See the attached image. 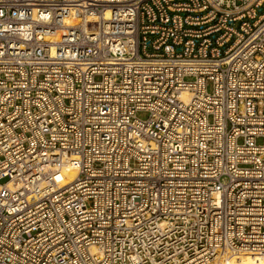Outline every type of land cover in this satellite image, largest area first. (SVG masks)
<instances>
[{"label": "built area", "instance_id": "obj_1", "mask_svg": "<svg viewBox=\"0 0 264 264\" xmlns=\"http://www.w3.org/2000/svg\"><path fill=\"white\" fill-rule=\"evenodd\" d=\"M256 252L264 0H0V264Z\"/></svg>", "mask_w": 264, "mask_h": 264}, {"label": "bare ground", "instance_id": "obj_2", "mask_svg": "<svg viewBox=\"0 0 264 264\" xmlns=\"http://www.w3.org/2000/svg\"><path fill=\"white\" fill-rule=\"evenodd\" d=\"M63 172L67 175V180H70L75 175V169L70 166L63 168ZM230 262L234 264H264V253H236L228 259L226 264Z\"/></svg>", "mask_w": 264, "mask_h": 264}, {"label": "rangeland", "instance_id": "obj_3", "mask_svg": "<svg viewBox=\"0 0 264 264\" xmlns=\"http://www.w3.org/2000/svg\"><path fill=\"white\" fill-rule=\"evenodd\" d=\"M7 180V178L5 177V178H3L2 180H1V182H4V181H6ZM261 253H264V252H261ZM229 264H234L233 262H230Z\"/></svg>", "mask_w": 264, "mask_h": 264}]
</instances>
